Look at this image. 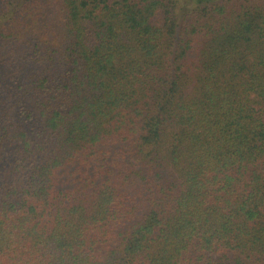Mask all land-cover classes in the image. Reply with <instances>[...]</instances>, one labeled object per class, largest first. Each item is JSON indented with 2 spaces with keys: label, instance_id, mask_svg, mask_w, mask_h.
I'll return each instance as SVG.
<instances>
[{
  "label": "trees",
  "instance_id": "obj_1",
  "mask_svg": "<svg viewBox=\"0 0 264 264\" xmlns=\"http://www.w3.org/2000/svg\"><path fill=\"white\" fill-rule=\"evenodd\" d=\"M0 264H264V0H0Z\"/></svg>",
  "mask_w": 264,
  "mask_h": 264
}]
</instances>
